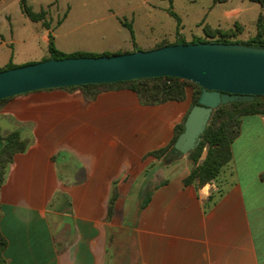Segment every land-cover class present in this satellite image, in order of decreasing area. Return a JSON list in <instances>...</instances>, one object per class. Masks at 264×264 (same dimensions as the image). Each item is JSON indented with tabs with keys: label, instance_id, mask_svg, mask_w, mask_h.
<instances>
[{
	"label": "crops",
	"instance_id": "0c3cea01",
	"mask_svg": "<svg viewBox=\"0 0 264 264\" xmlns=\"http://www.w3.org/2000/svg\"><path fill=\"white\" fill-rule=\"evenodd\" d=\"M8 34L0 47L13 44ZM98 89H40L0 105V133L28 141L0 188L3 264H264V115L242 117L217 182L186 184L187 156L149 153L170 142L192 92L142 104L125 85Z\"/></svg>",
	"mask_w": 264,
	"mask_h": 264
},
{
	"label": "rangeland",
	"instance_id": "374dc122",
	"mask_svg": "<svg viewBox=\"0 0 264 264\" xmlns=\"http://www.w3.org/2000/svg\"><path fill=\"white\" fill-rule=\"evenodd\" d=\"M26 3L36 12L46 11L49 28L24 16L20 0H0V31L8 36L11 28L13 33V44L0 47V58L6 51L11 52L10 61L15 66L43 61L49 56L51 41L64 55L77 57L78 53L99 56L131 51L134 47L146 50L164 40L190 41L194 36L204 37L206 25L227 33L228 38L246 40L255 34L258 17H264V5L249 0L223 3L214 0H26ZM122 23L131 26L133 38ZM186 90L192 92L189 86Z\"/></svg>",
	"mask_w": 264,
	"mask_h": 264
},
{
	"label": "water",
	"instance_id": "95a60500",
	"mask_svg": "<svg viewBox=\"0 0 264 264\" xmlns=\"http://www.w3.org/2000/svg\"><path fill=\"white\" fill-rule=\"evenodd\" d=\"M167 76L201 88L171 148L170 161L187 156L198 145L218 106L264 95V47L176 43L110 55L49 58L0 70V100L40 89Z\"/></svg>",
	"mask_w": 264,
	"mask_h": 264
},
{
	"label": "trees",
	"instance_id": "16d2710c",
	"mask_svg": "<svg viewBox=\"0 0 264 264\" xmlns=\"http://www.w3.org/2000/svg\"><path fill=\"white\" fill-rule=\"evenodd\" d=\"M217 3H223L227 0H214ZM251 2L264 5V0H249ZM20 10L24 16L34 22H42L46 29L49 28V21L46 20V11L41 9L38 12L32 10V8L26 3V0H20ZM172 13V12H171ZM174 14V13H172ZM60 21V20H59ZM257 28L254 35L246 40L231 39L227 37V33L221 32L219 29H210L209 26L204 27V37L194 36L192 40L185 41L180 38L175 43L167 41H161L153 48L161 47L167 44L176 43H196V42H225V43H241L249 46L264 47V17L259 16L257 19ZM126 26L133 38L132 28L129 24L122 23ZM216 33V34H214ZM140 48L134 47L133 50H139ZM125 51V52H131ZM122 53V52H117ZM111 54V53H110ZM109 53H103L98 55H110ZM76 56H97L78 53ZM68 55H64L60 52L51 41L49 43V56L48 58H64ZM15 67L9 60V62L0 68V70ZM125 85L132 91H134L142 104H159L171 100H182L186 96L187 86L192 88V106L196 104L197 98L200 93V86L196 83L177 78V77H153V78H141L128 81H121L116 83H101V84H84L79 86H69L63 88H80L83 93L89 98H95L99 92L100 86L109 85ZM8 98L0 100V105L4 103ZM191 106V107H192ZM191 109V108H190ZM264 115V95L256 96L254 100L247 102H228L221 104L212 112V115L205 127L203 134L200 136L198 145L191 150L187 157L192 163V168L189 175L184 179L186 184L197 183L203 185L208 182H217L232 159L231 146L234 139L240 133V125L242 117L246 115ZM187 116V115H186ZM186 116L174 127L173 137L170 142L158 149H155L149 153V155L156 159L166 158L171 155V148L184 128V122ZM28 141L23 139L19 130H12L7 134L0 133V188L4 181L5 175L8 170L9 164L12 162L13 157L20 152L26 150ZM206 151L205 158L199 162V159ZM264 180V173L261 175ZM224 188L221 186L218 188L215 195H221ZM117 197L116 188L113 191L110 198L108 211L111 214L113 212L114 201ZM211 198V197H210ZM147 202V198L144 200L142 206ZM4 246V240L0 236V264H3L1 257V251Z\"/></svg>",
	"mask_w": 264,
	"mask_h": 264
}]
</instances>
